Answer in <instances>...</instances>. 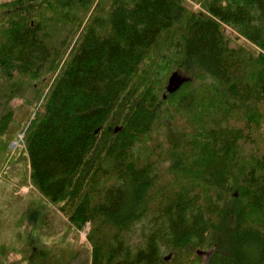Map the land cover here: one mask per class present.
<instances>
[{"label":"trees","instance_id":"16d2710c","mask_svg":"<svg viewBox=\"0 0 264 264\" xmlns=\"http://www.w3.org/2000/svg\"><path fill=\"white\" fill-rule=\"evenodd\" d=\"M13 123L91 264H264V0L3 1Z\"/></svg>","mask_w":264,"mask_h":264},{"label":"rangeland","instance_id":"374dc122","mask_svg":"<svg viewBox=\"0 0 264 264\" xmlns=\"http://www.w3.org/2000/svg\"><path fill=\"white\" fill-rule=\"evenodd\" d=\"M19 103L20 98L13 100ZM19 131L13 123L8 134L0 136V264H91L88 228H76L33 186ZM211 253L203 250L204 263Z\"/></svg>","mask_w":264,"mask_h":264},{"label":"water","instance_id":"95a60500","mask_svg":"<svg viewBox=\"0 0 264 264\" xmlns=\"http://www.w3.org/2000/svg\"><path fill=\"white\" fill-rule=\"evenodd\" d=\"M188 80V77H180L178 72H174L168 81V85H167V91L172 93L174 91H176L181 85L182 83H184L185 81ZM164 97H166V94H164ZM119 128L116 127L115 130H118ZM235 195H237V193H235ZM202 250H199V254H202Z\"/></svg>","mask_w":264,"mask_h":264},{"label":"flooded vegetation","instance_id":"af4514ba","mask_svg":"<svg viewBox=\"0 0 264 264\" xmlns=\"http://www.w3.org/2000/svg\"><path fill=\"white\" fill-rule=\"evenodd\" d=\"M203 253V252H202Z\"/></svg>","mask_w":264,"mask_h":264}]
</instances>
